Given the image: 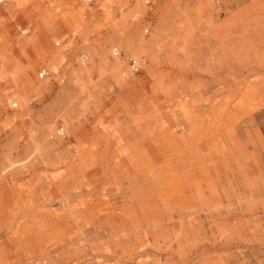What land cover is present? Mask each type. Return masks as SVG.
Masks as SVG:
<instances>
[{
	"label": "rangeland",
	"instance_id": "obj_1",
	"mask_svg": "<svg viewBox=\"0 0 264 264\" xmlns=\"http://www.w3.org/2000/svg\"><path fill=\"white\" fill-rule=\"evenodd\" d=\"M0 264H264V0H4Z\"/></svg>",
	"mask_w": 264,
	"mask_h": 264
},
{
	"label": "built area",
	"instance_id": "obj_2",
	"mask_svg": "<svg viewBox=\"0 0 264 264\" xmlns=\"http://www.w3.org/2000/svg\"><path fill=\"white\" fill-rule=\"evenodd\" d=\"M4 2V0H0V5H2ZM112 53H114V51H112ZM129 68L132 72H136L138 70V65L136 62H134L133 60H131L129 62ZM44 74V71H39L38 75L42 76ZM12 106H15V104H13Z\"/></svg>",
	"mask_w": 264,
	"mask_h": 264
},
{
	"label": "bare ground",
	"instance_id": "obj_3",
	"mask_svg": "<svg viewBox=\"0 0 264 264\" xmlns=\"http://www.w3.org/2000/svg\"><path fill=\"white\" fill-rule=\"evenodd\" d=\"M114 51V53H116V50H113Z\"/></svg>",
	"mask_w": 264,
	"mask_h": 264
}]
</instances>
